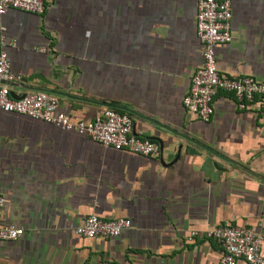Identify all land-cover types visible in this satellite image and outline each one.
I'll return each mask as SVG.
<instances>
[{"label": "crops", "instance_id": "1", "mask_svg": "<svg viewBox=\"0 0 264 264\" xmlns=\"http://www.w3.org/2000/svg\"><path fill=\"white\" fill-rule=\"evenodd\" d=\"M43 15L0 16V37L19 82L14 97L48 93L60 110L92 122L104 109L129 115L159 157L109 149L24 115L0 112V264H219L215 240L194 231L251 228L264 238V123L256 101L241 110L219 92L204 122L183 104L203 65L195 4L139 17L136 0H45ZM222 74L264 82V0H234L232 41L217 49ZM91 215L128 218L112 239H83ZM264 253V241L262 245Z\"/></svg>", "mask_w": 264, "mask_h": 264}, {"label": "built area", "instance_id": "2", "mask_svg": "<svg viewBox=\"0 0 264 264\" xmlns=\"http://www.w3.org/2000/svg\"><path fill=\"white\" fill-rule=\"evenodd\" d=\"M12 10L43 15L47 3L45 0H0V16ZM232 18V0H198L196 33L202 46L203 65L194 73L183 104L189 114L208 122L214 114L215 96L221 91L230 92L234 94L241 110L251 109L259 100L262 105L261 121L264 123V82L250 76H227L219 70L217 49L232 41ZM16 47L15 41L1 35V81L19 82L23 79L22 75L13 73L9 60L8 50ZM0 112L24 115L77 132L116 151H128L143 157L160 156L158 143L138 136L134 131L133 119L114 109H104L92 122L76 120L60 110V101L54 95L39 92L16 99L7 85L0 84ZM4 207L5 198L0 195V241H16L23 236L24 230L4 227ZM131 226L132 222L128 218L106 220L91 215L77 227L75 234L83 239H112ZM198 238L212 239L222 245L224 252L219 264H264V238L251 228L223 225L206 232L194 231L188 240Z\"/></svg>", "mask_w": 264, "mask_h": 264}, {"label": "flooded vegetation", "instance_id": "3", "mask_svg": "<svg viewBox=\"0 0 264 264\" xmlns=\"http://www.w3.org/2000/svg\"><path fill=\"white\" fill-rule=\"evenodd\" d=\"M141 5V10L139 11V17L147 19L150 17H157L161 15L159 7L166 8L171 12L172 7L178 3H185V0H136ZM190 3L195 4L197 13L198 0H188ZM232 8L234 10V0H232ZM196 15V14H195Z\"/></svg>", "mask_w": 264, "mask_h": 264}, {"label": "water", "instance_id": "4", "mask_svg": "<svg viewBox=\"0 0 264 264\" xmlns=\"http://www.w3.org/2000/svg\"><path fill=\"white\" fill-rule=\"evenodd\" d=\"M13 96V95H12ZM14 97V96H13ZM25 96H23V97H20V98H16V97H14V98H16V99H22V98H24Z\"/></svg>", "mask_w": 264, "mask_h": 264}]
</instances>
